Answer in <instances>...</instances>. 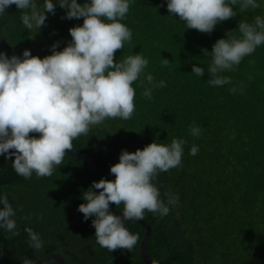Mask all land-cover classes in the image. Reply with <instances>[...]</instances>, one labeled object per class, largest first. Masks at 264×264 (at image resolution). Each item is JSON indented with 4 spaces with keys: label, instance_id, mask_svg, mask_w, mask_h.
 Returning a JSON list of instances; mask_svg holds the SVG:
<instances>
[{
    "label": "trees",
    "instance_id": "obj_1",
    "mask_svg": "<svg viewBox=\"0 0 264 264\" xmlns=\"http://www.w3.org/2000/svg\"><path fill=\"white\" fill-rule=\"evenodd\" d=\"M129 2L126 18L120 22L131 30L132 40L117 50L115 60L135 54L148 60L132 84L134 114L128 120L109 118L91 126L87 135L72 141L73 148L92 156L99 181L115 179L110 167L119 162L122 150L186 141L181 165L158 173L152 181L169 207L164 216L147 210L144 214L152 225L148 240L152 260L156 264H264V44L234 71L221 73L231 78L223 86L207 82L211 56L202 52H211L218 39H227L226 33L236 30L240 21L253 23L255 16L264 17V0H257L258 8L243 12L239 5L233 6L237 15L218 23L210 34L187 29L178 16L168 13L167 0ZM36 3L43 12V0ZM53 3L55 14L46 13L40 30L26 29L22 10L8 7L0 15V52L9 58L22 57L28 49L43 58L52 54L53 44L58 43L57 51L66 47L72 39L69 29L82 25L83 18H62L66 9L57 0ZM162 59L170 61L168 66ZM193 65L204 68L205 75L192 73ZM148 74L157 84L166 85L153 88L152 99L142 95L151 87L145 79ZM232 87L237 88L235 93L230 92ZM191 126L200 127L198 137L191 134ZM193 145L199 149L195 156L189 154ZM14 159L0 155V197L7 196L11 203L18 233L0 229V264H23L25 258L34 262L52 252H63L66 264H147L140 249L146 228L140 223L124 221L139 236L131 251L110 252L96 243L95 217L85 220L78 211L85 203L82 193L92 186L84 158L67 153L51 176L38 178L33 172L30 179L16 174ZM174 197L178 201L168 204ZM117 208L123 211L124 205ZM26 228L43 241L39 250L29 246Z\"/></svg>",
    "mask_w": 264,
    "mask_h": 264
},
{
    "label": "clouds",
    "instance_id": "obj_2",
    "mask_svg": "<svg viewBox=\"0 0 264 264\" xmlns=\"http://www.w3.org/2000/svg\"><path fill=\"white\" fill-rule=\"evenodd\" d=\"M66 9V19L83 18V24L69 29L71 41L57 51L58 43L51 46V55L34 56L25 49L21 56L0 52V155L15 157L12 168L17 175L30 179L33 172L38 178L53 174L55 166L63 163L66 150L73 149L72 141L87 135L90 127L109 118L131 119L134 111L133 82L148 66L142 54L128 55L116 62L115 53L132 40L131 30L123 23L129 11V0H57ZM15 5L22 10L21 21L28 30L41 29L46 13L55 14L53 0H43L44 11L37 10L36 0H0V15ZM239 5L241 12L256 9L257 0H167L170 15L179 17L187 29L210 34L218 23L234 18ZM31 9V12L23 11ZM238 31L239 36L234 32ZM227 39H218L211 52L208 66L213 86L231 83L221 75L234 71L241 61L264 44V17L255 16L253 23L240 21L236 30L226 33ZM167 59L162 64L168 66ZM192 73L205 75L204 68L193 65ZM147 84L142 95L152 99V89L164 87L154 77H145ZM143 87V81L141 82ZM236 87L230 88L235 93ZM193 136H199L198 126L190 127ZM31 134H39L31 135ZM184 140L173 139L170 144L152 142L135 152L122 150L119 162L110 167L114 180L100 179L82 193L78 207L85 220L95 217L96 243L110 252L131 251L139 241L131 233L125 220H143L145 211L167 215L169 207L159 198L158 188L152 183L158 173L181 165ZM199 149L193 145L189 154ZM92 188L100 190L97 194ZM178 197L169 199L175 204ZM124 205L122 215L110 211V205ZM0 229L13 232L16 215L7 196L0 197ZM29 246L39 250L43 241L31 228L25 229ZM23 264H34L25 258ZM155 264V262H153Z\"/></svg>",
    "mask_w": 264,
    "mask_h": 264
},
{
    "label": "water",
    "instance_id": "obj_3",
    "mask_svg": "<svg viewBox=\"0 0 264 264\" xmlns=\"http://www.w3.org/2000/svg\"><path fill=\"white\" fill-rule=\"evenodd\" d=\"M66 152L71 154V155L84 158L87 161V163L89 164V167L91 170L92 184L94 181H98L97 172H96V164H95V162H94V160L90 154H88L86 152H81V151L76 150L74 148L72 150H66ZM93 190L97 194L100 191V190L95 189V188H93ZM110 211H112L116 215H122V212H123L114 205H110ZM127 221L140 223L146 228L145 235L142 238V241L140 243V249H141V254H142L144 261L147 264H153L154 261L152 260L151 256L148 253V240H149L151 233H152L151 223L146 219L139 220V221H136V220H127ZM50 260H56V261H58L59 264H66L63 252L48 253V254L42 256L41 258L37 259L36 261H34V264H43V263L50 261Z\"/></svg>",
    "mask_w": 264,
    "mask_h": 264
}]
</instances>
